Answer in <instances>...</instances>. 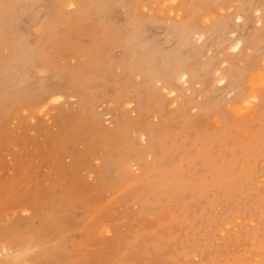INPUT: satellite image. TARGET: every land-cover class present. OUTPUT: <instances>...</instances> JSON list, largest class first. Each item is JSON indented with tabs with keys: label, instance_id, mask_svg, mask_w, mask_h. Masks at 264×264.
<instances>
[{
	"label": "rangeland",
	"instance_id": "374dc122",
	"mask_svg": "<svg viewBox=\"0 0 264 264\" xmlns=\"http://www.w3.org/2000/svg\"><path fill=\"white\" fill-rule=\"evenodd\" d=\"M168 1L0 0V264H264V31Z\"/></svg>",
	"mask_w": 264,
	"mask_h": 264
},
{
	"label": "bare ground",
	"instance_id": "6f19581e",
	"mask_svg": "<svg viewBox=\"0 0 264 264\" xmlns=\"http://www.w3.org/2000/svg\"><path fill=\"white\" fill-rule=\"evenodd\" d=\"M176 2V0H172V1H168L169 3H172V2ZM165 2V1H164ZM167 2V0H166ZM159 15V14H158ZM241 21V22H240ZM239 23V24H238ZM225 24H227V26H230L231 24H236L237 25V30L236 32H232L234 31L232 29V27L230 28L231 29V33H233V37L229 38V41L227 43V46H229L231 48V51L232 53L236 54V55H239L240 54H243L244 51H247V48L249 46V43L248 40L250 37L248 36H253L255 38H258V34L260 36H262L260 34L261 31H264V0H262V2H258V0H241L240 3L238 4V7L236 8L235 12L230 15V17H228V19H226V22ZM181 26V25H180ZM216 27V25H215ZM218 29V27H216ZM185 31V33H182L184 34V40H190V39H193L192 38V32L188 31L185 27L183 28ZM212 32V31H210ZM209 31H204L202 33H200L195 42L196 44L198 43L200 45V48L201 50L203 48H208V46L206 45V43L208 42V38H209V34H210ZM228 32V31H227ZM228 32V33H230ZM230 33V34H231ZM212 34V33H211ZM229 34V35H230ZM181 37V36H180ZM253 38V39H255ZM182 39V38H181ZM192 41V40H191ZM264 41V40H263ZM188 43V42H187ZM192 43V42H191ZM193 44V43H192ZM191 44V45H192ZM189 46V45H188ZM229 47H226V50H228L227 48ZM211 49V48H210ZM195 50H197V48H195ZM207 52L209 50H206ZM205 51V52H206ZM195 52V51H194ZM197 52V51H196ZM210 53V52H209ZM196 54V53H194ZM207 54V53H206ZM195 56V55H193ZM190 58V57H189ZM154 58H152L151 60H153ZM264 63V61H263ZM175 66L172 67V68H168L165 72L166 75H164V77L168 80L169 78H172V76L175 77V79L177 78V80H180L182 81V84L184 87H186L185 91L187 92H191V85H192V72L187 68V67H182L181 64L179 63L178 66H177V61L175 62ZM223 65V64H222ZM148 67V66H147ZM220 68L219 69H214L212 71V74L213 76H215L217 78V82L219 83H225L228 78V73H226L224 71V69L222 68V66H219ZM263 71V70H262ZM232 73V72H231ZM257 73V72H256ZM255 74V73H254ZM260 75H257L255 78H254V83H257L256 85L258 84H261L263 85L264 84V74H261V72L259 73ZM159 76V74L157 75ZM156 76V77H157ZM232 78V77H231ZM243 78V77H242ZM154 79V78H153ZM240 79V78H239ZM237 80V79H236ZM156 81L158 82H162L161 81V78L157 79L156 78ZM169 81V80H168ZM231 81V79H230ZM172 82V81H171ZM232 82V81H231ZM230 82V83H231ZM237 82V81H236ZM156 83V82H155ZM175 83V82H174ZM250 83V82H249ZM163 88L166 89V87L168 86L167 82L163 83ZM176 84V83H175ZM205 84V83H204ZM252 84V82H251ZM231 85V84H230ZM183 86H180V87H183ZM227 86V85H226ZM239 86V85H238ZM250 86V84H249ZM251 87V86H250ZM256 87V86H255ZM162 88V89H163ZM251 88H254V87H251ZM80 90V89H79ZM161 90V89H160ZM232 91V90H231ZM254 91V90H253ZM79 92V91H77ZM253 93V92H252ZM255 93V92H254ZM168 94L169 95H175V91H174V88L173 90H168ZM63 95L62 93H59V92H56L54 94H51L50 96V99L52 100L53 103H56L58 101H62V98H63ZM238 95V94H237ZM252 95V94H251ZM233 96V95H232ZM70 98L74 99V97L76 99L79 98V94H74L73 96H69ZM245 97V96H244ZM252 97V96H251ZM44 98V97H43ZM149 98V97H148ZM242 98V97H241ZM253 98V97H252ZM258 98V97H257ZM254 99V98H253ZM50 100V101H51ZM56 100V102H55ZM70 100V99H69ZM83 101V100H82ZM51 102V103H52ZM81 102V101H80ZM252 104V103H251ZM124 105V104H123ZM251 109H249L250 113H251V116L253 114V109L252 107H250ZM245 110V109H244ZM242 112V111H241ZM142 137V136H141ZM247 173V172H246ZM244 174V173H243ZM248 175V174H247ZM233 177V176H232ZM232 179V178H231ZM220 184V183H219ZM229 186V185H228ZM230 187V186H229ZM229 190V189H228ZM11 250V254L12 255H9ZM17 250V249H16ZM0 252H5L6 253V256H4V258L2 259L3 261H7L9 260L10 258H14L15 257H12L14 256L15 254H13L12 252V249L11 248H6V247H2L0 248ZM16 261V260H15ZM13 262V261H12ZM16 263V262H15Z\"/></svg>",
	"mask_w": 264,
	"mask_h": 264
}]
</instances>
